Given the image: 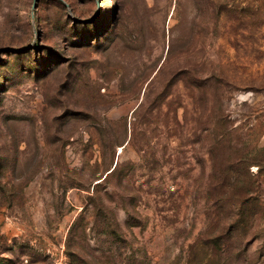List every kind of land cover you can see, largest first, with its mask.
Returning <instances> with one entry per match:
<instances>
[{
  "label": "rangeland",
  "instance_id": "374dc122",
  "mask_svg": "<svg viewBox=\"0 0 264 264\" xmlns=\"http://www.w3.org/2000/svg\"><path fill=\"white\" fill-rule=\"evenodd\" d=\"M0 264H264V0H0Z\"/></svg>",
  "mask_w": 264,
  "mask_h": 264
}]
</instances>
